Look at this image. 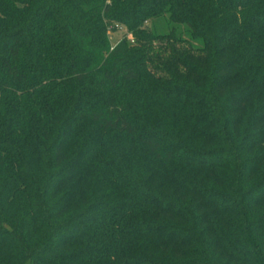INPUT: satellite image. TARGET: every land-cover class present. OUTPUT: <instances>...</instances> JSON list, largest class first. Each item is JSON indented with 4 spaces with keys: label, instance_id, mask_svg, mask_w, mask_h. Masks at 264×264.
<instances>
[{
    "label": "trees",
    "instance_id": "obj_1",
    "mask_svg": "<svg viewBox=\"0 0 264 264\" xmlns=\"http://www.w3.org/2000/svg\"><path fill=\"white\" fill-rule=\"evenodd\" d=\"M0 264H264V0H0Z\"/></svg>",
    "mask_w": 264,
    "mask_h": 264
},
{
    "label": "rangeland",
    "instance_id": "obj_2",
    "mask_svg": "<svg viewBox=\"0 0 264 264\" xmlns=\"http://www.w3.org/2000/svg\"><path fill=\"white\" fill-rule=\"evenodd\" d=\"M150 24H151V27L153 29H157L161 32L167 31V29H168V21L164 17L156 18V19L152 20V22ZM179 28H183V26L180 25ZM124 31H125L124 25L119 24L118 26H116V28L114 30L110 29L109 33L111 35L112 40L114 41L118 37H120Z\"/></svg>",
    "mask_w": 264,
    "mask_h": 264
}]
</instances>
